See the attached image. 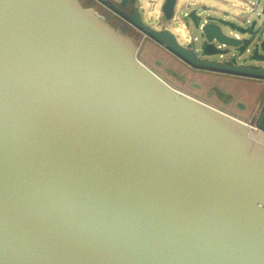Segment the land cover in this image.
<instances>
[{
  "label": "water",
  "instance_id": "water-1",
  "mask_svg": "<svg viewBox=\"0 0 264 264\" xmlns=\"http://www.w3.org/2000/svg\"><path fill=\"white\" fill-rule=\"evenodd\" d=\"M110 7L191 68L264 81ZM255 127L171 87L78 0H0V264H264V107Z\"/></svg>",
  "mask_w": 264,
  "mask_h": 264
},
{
  "label": "rangeland",
  "instance_id": "rangeland-1",
  "mask_svg": "<svg viewBox=\"0 0 264 264\" xmlns=\"http://www.w3.org/2000/svg\"><path fill=\"white\" fill-rule=\"evenodd\" d=\"M183 1L184 0L177 4V9L180 7ZM232 1H239L240 3L249 1L253 2L257 6L256 11L249 14L247 17V19L250 21V25H247V28L245 29L246 32L239 33L243 42L242 46L245 47V50H241V47H219L218 44L212 43L211 46L220 50L221 54H216L213 56L204 55L202 48L207 43L201 35L199 28H195L192 20L187 21L191 35L184 34L187 31L185 23V31H181V34L185 35L184 37L180 33L178 34V32L174 31V27H178V25H176L174 22L168 23L170 31L176 36L179 44L183 46H186L187 44V46L193 47L197 51L196 55L199 59L221 63H234L247 67L264 68V52H261L256 47L257 41H259L264 34V29L261 27V22L264 19V0ZM209 3L210 2L207 4ZM262 10L263 13H260ZM199 11L203 12L201 10ZM233 12H238L241 15L244 14V12L240 10H233ZM257 13H260V15L257 16ZM201 17H209L210 21L217 20L218 22L215 24L220 26L222 33L226 37L231 38L230 33H232L233 30L231 29L230 25L227 26L225 24L219 23V21L224 18V16L213 15L204 12L202 13ZM145 23L155 29L160 28L158 21L153 18L152 21L148 20ZM161 23L166 25L167 22L161 21ZM230 23L232 24L233 20L230 21ZM129 28L131 29V27ZM118 30H121L120 26L118 27ZM126 36L132 38L136 42L137 58L171 87L218 110L221 109L220 111L234 117L243 116L249 113V106L251 105L247 104L245 101L237 99V97L234 95L235 92L242 95L244 94V96H248V98H253V100H256V96L259 95L263 89L261 87V84H263L262 80L253 78L247 79L248 77L202 71L191 68L170 54L163 47L156 44L153 40L143 37V35H141V33L138 31L133 30L128 32ZM189 38L190 43L187 42L189 41ZM195 38L197 41H193ZM234 76H237L238 78H235ZM263 106L264 99L261 101L258 112H256L255 116H253L251 119L252 127H254L257 120L259 119Z\"/></svg>",
  "mask_w": 264,
  "mask_h": 264
},
{
  "label": "crops",
  "instance_id": "crops-1",
  "mask_svg": "<svg viewBox=\"0 0 264 264\" xmlns=\"http://www.w3.org/2000/svg\"><path fill=\"white\" fill-rule=\"evenodd\" d=\"M78 1L82 6L87 5V6H90L88 8H92L94 11L95 10H101L103 12H106L110 16L118 18L116 15H114L110 6H114L115 8H118L121 11H124L128 14H130L134 9H137L141 14L146 16L147 15V9L146 8H147V4L149 3L150 0H78ZM221 1L222 0L204 1L202 7L194 8L191 11H188V17L184 18V23L186 24L188 33L190 34V30H189L188 24H187L188 20L193 21L195 28H197L204 21L212 22V23L218 22L217 20L216 21L215 20L210 21L209 17H206V18L201 17L202 13L207 12V13H210L213 15L224 16V18H222L219 21V23L225 24L227 26L230 25L231 29L233 30V32L230 33L231 37H233L234 34H238L240 36L239 32L234 30V27L235 28L239 27V26L242 27L241 24H239L238 22L233 20L230 16H228V15L232 16V13H234V12H233V10L231 12L228 11L227 6H225V4ZM226 1L231 2V3L235 2L232 0H226ZM208 2H210V3L207 4ZM180 7H181V5H180ZM221 7H222V9H221ZM199 10H201L203 12H200ZM232 20H233V23L231 24L230 21H232ZM227 22H229V23H227ZM240 38H241V36H240ZM240 47H242V45ZM234 77L236 78L237 76H234ZM223 79H225V78H223ZM247 79H250V78H247ZM221 81H223V80H221ZM262 83L263 84H261V87L264 88V81ZM262 94H263V89H262L261 93H259V95L256 96L257 97L256 100H253V98L251 99V98H248V96H244V94L242 95V94H238L235 92L234 95L237 97V99H239L241 101H245L249 105L251 104L249 106V110H250L249 113H247L243 116L236 117V118H238L239 120H241L243 122H249L253 118V116H255V113H256L255 111H256L257 105L259 103V100H260V97L262 96Z\"/></svg>",
  "mask_w": 264,
  "mask_h": 264
},
{
  "label": "built area",
  "instance_id": "built-area-1",
  "mask_svg": "<svg viewBox=\"0 0 264 264\" xmlns=\"http://www.w3.org/2000/svg\"><path fill=\"white\" fill-rule=\"evenodd\" d=\"M150 0L149 3L147 4V15H143L140 13L141 17H142V20L144 22L148 21V20H151L152 21V18L155 19L156 21H158L159 25H160V28H167L170 30L169 26H168V23L170 22H174L176 23V25H178L177 28L174 27V31L178 32V34L180 33L181 34V31L184 30V18H187L188 17V11H191L192 9L194 8H198V7H202L203 6V2L204 1H208V0H184L181 4V7L179 9H177V4L178 3H181L182 0H177V4H176V8H175V11H174V15L172 17V19L166 23V25H164L163 23H161L160 21V18H161V12H160V7H161V4L163 2V0ZM212 1V0H211ZM216 1V0H214ZM221 2H223L225 4V6H227V10L228 11H232V10H240V11H243L244 14L241 15L239 14L238 12H234L232 13V16L231 15H228L230 16L233 20H235L236 22H238L239 24H241L242 27L244 28H247V25H250V21L249 19H247L248 15L255 12L256 11V8L257 6L253 3V2H243V3H240L239 1L238 2H228L226 0H222ZM107 9V8H106ZM143 11V10H142ZM114 15H116L121 21H123L126 25H128L129 27H131V29L135 30V31H138L139 33H141L138 29H136L132 24H130L128 21L124 20L123 18H121L120 16H118L115 12H113ZM260 13H263V10L260 11ZM260 13H257V16L260 15ZM206 21H204L203 23H205ZM202 23L199 25V30L200 28L202 27ZM153 28V27H152ZM159 28V29H160ZM155 29V28H154ZM185 31V30H184ZM185 35L189 34L188 31H186L184 33ZM143 37H147L146 35L142 34ZM183 37L185 35L181 34ZM188 37V36H187ZM148 38V37H147ZM233 38L236 39V40H241L240 36L238 34H234L233 35ZM262 38H264V36H262ZM150 39V38H149ZM197 39H193V41H196ZM187 41V40H186ZM188 43H190V38H189V41H187ZM248 51V50H247ZM252 127V126H251ZM252 128H256L255 126L252 127Z\"/></svg>",
  "mask_w": 264,
  "mask_h": 264
},
{
  "label": "trees",
  "instance_id": "trees-1",
  "mask_svg": "<svg viewBox=\"0 0 264 264\" xmlns=\"http://www.w3.org/2000/svg\"><path fill=\"white\" fill-rule=\"evenodd\" d=\"M84 8H88L90 6H87V5H84L83 6ZM99 15H102L108 22L109 24L114 27L116 30H118V27L120 26L121 27V32L124 33L125 35L128 33V32H131L133 30H131L124 22H122L120 19L118 18H115L113 16H110L109 14H107L106 12H103L101 10H95ZM246 28L244 27H234V30L239 32V33H245ZM241 50H245V47H241ZM202 52L204 55L206 56H213V55H220L221 52L219 50H217L215 47L211 46V45H204L203 48H202Z\"/></svg>",
  "mask_w": 264,
  "mask_h": 264
},
{
  "label": "bare ground",
  "instance_id": "bare-ground-1",
  "mask_svg": "<svg viewBox=\"0 0 264 264\" xmlns=\"http://www.w3.org/2000/svg\"><path fill=\"white\" fill-rule=\"evenodd\" d=\"M260 136H261V138H260V139H264V135H263V134H261Z\"/></svg>",
  "mask_w": 264,
  "mask_h": 264
}]
</instances>
